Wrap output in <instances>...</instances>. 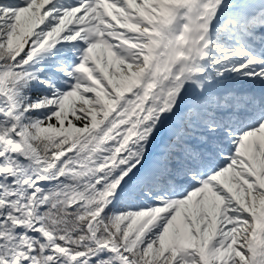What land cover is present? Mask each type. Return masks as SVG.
Listing matches in <instances>:
<instances>
[{"label": "snow or ice", "instance_id": "6c2138e0", "mask_svg": "<svg viewBox=\"0 0 264 264\" xmlns=\"http://www.w3.org/2000/svg\"><path fill=\"white\" fill-rule=\"evenodd\" d=\"M0 264H264V0H0Z\"/></svg>", "mask_w": 264, "mask_h": 264}]
</instances>
